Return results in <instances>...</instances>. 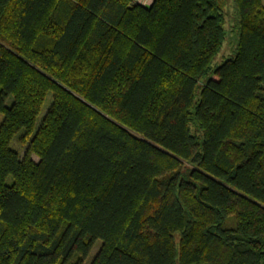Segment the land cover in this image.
<instances>
[{
  "label": "trees",
  "instance_id": "trees-1",
  "mask_svg": "<svg viewBox=\"0 0 264 264\" xmlns=\"http://www.w3.org/2000/svg\"><path fill=\"white\" fill-rule=\"evenodd\" d=\"M233 3L213 67L225 0H0V264H264V3Z\"/></svg>",
  "mask_w": 264,
  "mask_h": 264
},
{
  "label": "rangeland",
  "instance_id": "rangeland-1",
  "mask_svg": "<svg viewBox=\"0 0 264 264\" xmlns=\"http://www.w3.org/2000/svg\"><path fill=\"white\" fill-rule=\"evenodd\" d=\"M138 3L144 6H149L151 3V0H136ZM264 3V0H263ZM224 12L226 14V20H225V39L224 43L222 45V48L220 49L219 53L215 56L213 60V67L219 66L225 59L231 58L234 53L235 49L237 47V41H238V13L234 6L233 0H225L224 4ZM51 101V95H47L46 99L44 101L42 112L38 119L44 114L45 110L49 106ZM12 148L15 150L21 152L20 147L16 144L15 139L12 141L11 144ZM32 159L36 162L37 158L32 157ZM99 246V242H97L94 247L92 248L89 256L87 257L85 264H89L91 257L95 254Z\"/></svg>",
  "mask_w": 264,
  "mask_h": 264
}]
</instances>
